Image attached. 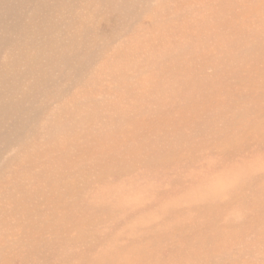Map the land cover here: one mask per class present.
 <instances>
[{"label": "rangeland", "instance_id": "rangeland-1", "mask_svg": "<svg viewBox=\"0 0 264 264\" xmlns=\"http://www.w3.org/2000/svg\"><path fill=\"white\" fill-rule=\"evenodd\" d=\"M0 264H264V0H0Z\"/></svg>", "mask_w": 264, "mask_h": 264}]
</instances>
